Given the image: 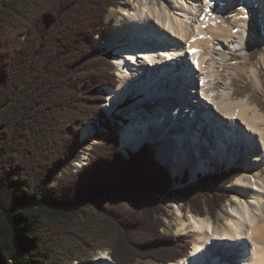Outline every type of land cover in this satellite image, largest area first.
I'll return each mask as SVG.
<instances>
[{
	"label": "trees",
	"instance_id": "obj_1",
	"mask_svg": "<svg viewBox=\"0 0 264 264\" xmlns=\"http://www.w3.org/2000/svg\"><path fill=\"white\" fill-rule=\"evenodd\" d=\"M115 0H0V264H92L108 248L115 264H170L188 243L161 232L177 197L213 216L239 169L173 188L146 148L117 152L115 132L84 149L81 129L104 120L103 86H116L112 53L100 50ZM187 175L181 180L186 183ZM178 181V179H176Z\"/></svg>",
	"mask_w": 264,
	"mask_h": 264
},
{
	"label": "bare ground",
	"instance_id": "obj_2",
	"mask_svg": "<svg viewBox=\"0 0 264 264\" xmlns=\"http://www.w3.org/2000/svg\"><path fill=\"white\" fill-rule=\"evenodd\" d=\"M117 2L123 10L112 25L107 44L116 48L114 63L118 66L119 83L106 86L109 101L106 111L118 109L130 94H142L122 112L130 121L122 140L119 136L117 149L127 155L131 149L139 150L142 144L149 143L147 140H161L156 159L168 164L174 175L181 176L188 168L189 179L213 172L223 163L227 167L243 168L227 185L240 196L235 195L229 209H224L227 218L221 227L214 224L210 215L192 213L185 221L178 210L181 223L176 232L190 239L193 248L174 264H264V174L260 171L264 167V111L255 103L253 95L235 98L232 79L237 73L245 74L255 92L264 94V0ZM255 17L260 25L259 36L258 27L252 24ZM255 40L261 43L262 50L258 59L251 61ZM170 60L182 62L179 65L187 69L181 68L187 80L181 83L184 88L181 94L186 96L176 95L174 103L171 100L175 106L168 109L167 101L172 94L167 93L169 98H161L165 104H159L163 109L146 110L144 104L158 97L159 85H169L180 66L175 64V70H168L161 79L156 73L143 77L144 65L167 66ZM223 64H227L225 70ZM195 107L203 111L195 112L187 120V113ZM182 111V122L169 126L172 115ZM211 115L212 121L203 122ZM90 122L93 121L87 124ZM206 123L208 130L223 124L215 130L223 133L210 136L208 131L202 141L198 134ZM223 128L231 129L232 133L225 134ZM92 131L84 126L81 136ZM100 255L98 261L108 260L104 252Z\"/></svg>",
	"mask_w": 264,
	"mask_h": 264
},
{
	"label": "rangeland",
	"instance_id": "obj_3",
	"mask_svg": "<svg viewBox=\"0 0 264 264\" xmlns=\"http://www.w3.org/2000/svg\"><path fill=\"white\" fill-rule=\"evenodd\" d=\"M115 1H116V7L110 8L108 10V13H107V17H106V21H105V27H106V31H107L106 37L103 40H101V41L98 40V36H95L94 37V39L98 42V47L100 48V50L112 49L113 50L112 51L113 54H115L114 50L116 48L113 49L111 46L109 47V45L107 44V42H108V40H109V38L111 36V33H112V25H113V23L115 21H117L119 19L120 12H122V10H123V7H121L119 5V3L117 2V0H115ZM129 2H130V4H132L134 2V0H129ZM122 21H123V23L126 22V20L124 18L122 19ZM253 21L254 22L252 24L253 25L256 24V26L258 27V33H257V35L259 36L260 25L258 24V20L255 17V18H253ZM119 42H122V40H120ZM261 50H262L261 43H259L258 40H255L253 50L251 51L250 60L251 61H256L258 59V57H259V54L261 53ZM235 60H236V58H235ZM112 62H113V65H114L115 70H118L117 69L118 66L114 63V59L112 60ZM170 62H172V61H170ZM145 66L146 65H144V67ZM138 67H140V66L138 65ZM226 67H227V64H223L222 65V69L223 70H225ZM145 68L147 70L149 69L148 66H146ZM185 70L187 71L186 68H185ZM115 75H117V74H115ZM116 77H118V76H116ZM223 77H224L225 80L228 79V77L226 75H224ZM262 78L264 79V71H263ZM232 79H233V89H234L235 98L238 99V98H240V97H242V96H244L246 94L253 95V97L255 98L254 99L255 100V103L258 104L259 108L262 111H264V94L261 95L260 93L255 92V90L253 88V85H252L251 81L247 78V76L245 74H242V73H237V75L234 76ZM117 81H118L117 82V85H118L119 80H117ZM176 84L177 85L179 84L181 86V84L179 83L178 80H176ZM177 85H175L174 87H176ZM186 85H187V87H189L188 84H186ZM106 86H108V85H106ZM106 86L105 87L103 86L102 89H101V90H103V94L105 95V101L101 105V111L103 112V114L105 116L108 115V118H104V120H106V121L109 120V123H111V125H112L111 126V129L109 130V128L105 124L103 126L102 123H100L98 120H96V121L91 120L93 122H90L88 124L86 123L85 126L86 127H89V128H92L93 131L91 132L90 135H87L85 137H82L81 136L82 129H81V132L79 134V141L82 144H84L85 147L82 150L81 149L78 150L79 155L77 156V158L72 163V166L75 169L74 171L80 170L82 167L85 166V164H87V162L90 159V149L92 147V144L96 143L97 141L103 140V138L106 137L105 135H108V133L115 132L116 135L118 136V139H119V136H120L121 137V140H122V133L124 131V128H125V126L130 121V120H128L129 118L126 117V114L122 113V112L126 111V108L128 106L127 104H126V107H122L121 109L118 108L116 110L113 109V111L110 112V113H108V111H106V105L109 103V101H108V92L106 90ZM159 87H161V86H159ZM179 92H180V90H177V93H179ZM141 97H142V94H141ZM157 98L158 97H156L154 99H157ZM162 98H169V97L165 95ZM149 107H150V110H152L153 107H155V106H152V105L151 106L150 105L147 106V108H149ZM144 108L146 109V106ZM122 118H124V119H122ZM218 134H220V133H218ZM147 141L149 142V143L146 144V145H148L147 146L148 147L147 149H149L152 152H154L156 150V154L155 155L157 156L158 146L160 145L161 140H157L156 139V140H153V141H150V140H147ZM131 150H132L131 152H134L137 149L136 150L131 149ZM116 151L119 152V153L121 152V154L123 155L124 158H126V159H129L130 158L129 153L126 155V153H124L122 149H117ZM141 152L144 153V154H146L147 153L146 148H142L141 149ZM157 159H158L157 161L161 165L165 166L166 168H168L170 170V167H169L168 164L162 163L159 160L158 157H157ZM232 169H239V172L240 173L243 171V168L240 167V166L232 165L231 167H227V165L225 163H223L222 166H219L218 169L214 170L213 172H210L208 174H199L197 177H195V179H189L188 177H189V171L190 170L188 168H186L185 171H184V173H183L184 175H186L188 173V177L186 178L187 181H186L185 184H182V182L180 180H179L180 182L176 180V179H179V178H182L183 179L184 178L183 177L184 176L183 174L181 176L174 175L172 173V171L170 170V173H171L170 175H171L172 181H174L173 182V188L177 190V189L181 188V186L183 187V185H185V186L186 185H189V184L190 185H197V181L200 180V179H202L205 176L215 175V174H218V173L224 172V171L225 172H228V171H230ZM260 171L262 172V174H264V167H262ZM253 172L254 171L251 170V173H253ZM173 176L176 179L173 178ZM221 191L226 192L227 198L220 205V207L216 210L215 214L213 216H211L213 218L214 224L216 226H218V227H221V223L223 221H225L226 218H227V215L225 214L224 209H226V208L229 209V206L232 205V201L231 200H232V198L235 195L240 196L238 193L234 192V190L229 189L227 185L224 188H222ZM162 199L164 200V203H165V206H166V209H167V213L168 214H167V216H164L163 217L164 227L162 228L161 232L163 234H165V235L172 234L173 236H175L177 238V240L179 242L183 241L185 243H188L189 250H190V248L192 249L193 248L192 241L190 239L183 238L182 236H180L176 232V229L180 227V223H181L180 222V216L178 214L179 211L181 212L182 219L185 220V221L189 220L190 214H192V213L194 214V212H192V210L188 207V205L186 203H184L183 200L180 199V198L171 196V197H162ZM195 215H197V214H195ZM207 215H208V211L206 210V211H204L203 216H207ZM197 216H199V215H197ZM101 252H104L108 256V260L106 262L104 260L98 261L97 257L100 255ZM188 253H189V251H188ZM109 259H110L111 263H109ZM177 260H179V259H177ZM75 262L76 261H74V264H75ZM112 262L115 264V262L110 257V251H109L108 248H104V249L97 250L96 253L94 254V256L91 258V263L92 264H112ZM176 262H178V261H175L172 264H174ZM146 264H151V262L150 261H146Z\"/></svg>",
	"mask_w": 264,
	"mask_h": 264
},
{
	"label": "built area",
	"instance_id": "obj_4",
	"mask_svg": "<svg viewBox=\"0 0 264 264\" xmlns=\"http://www.w3.org/2000/svg\"><path fill=\"white\" fill-rule=\"evenodd\" d=\"M196 181V180H195Z\"/></svg>",
	"mask_w": 264,
	"mask_h": 264
}]
</instances>
